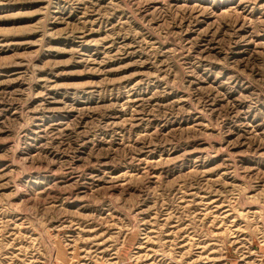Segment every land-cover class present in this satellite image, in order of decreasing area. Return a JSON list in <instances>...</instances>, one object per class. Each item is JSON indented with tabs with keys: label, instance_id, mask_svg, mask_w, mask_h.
<instances>
[{
	"label": "rangeland",
	"instance_id": "374dc122",
	"mask_svg": "<svg viewBox=\"0 0 264 264\" xmlns=\"http://www.w3.org/2000/svg\"><path fill=\"white\" fill-rule=\"evenodd\" d=\"M0 264H264V0H0Z\"/></svg>",
	"mask_w": 264,
	"mask_h": 264
}]
</instances>
